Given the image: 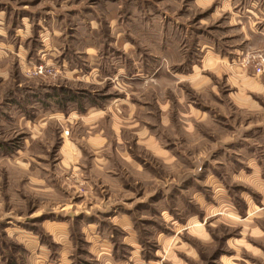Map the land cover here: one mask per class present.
<instances>
[{"label": "rangeland", "instance_id": "1", "mask_svg": "<svg viewBox=\"0 0 264 264\" xmlns=\"http://www.w3.org/2000/svg\"><path fill=\"white\" fill-rule=\"evenodd\" d=\"M1 3L26 4L33 20L17 37L2 30L28 49L0 59L3 264H24L22 232L50 244L36 215L65 219L135 197L126 242H142L143 264H264V75L253 67L264 38L260 47L193 0ZM203 41L214 47L208 66ZM39 88L42 101L21 104ZM68 92L81 114L88 104L103 112L86 120L80 104L57 102ZM76 237L75 264L91 262Z\"/></svg>", "mask_w": 264, "mask_h": 264}, {"label": "crops", "instance_id": "2", "mask_svg": "<svg viewBox=\"0 0 264 264\" xmlns=\"http://www.w3.org/2000/svg\"><path fill=\"white\" fill-rule=\"evenodd\" d=\"M193 2L202 10L209 9L212 18H221V16L226 14L229 25L238 28L240 32L243 30L245 34L244 36L247 40H250L251 38H259L261 43L260 47H262L264 38L263 0H254L252 2L251 0H193ZM25 7H27L26 4L16 5L1 3L0 5V48H5V50L9 52L4 55L0 53V59L2 57L8 56L12 51L14 52L20 50L21 52V49H24V55L28 51L26 44L18 45L16 41L12 42L10 39L6 38V35L2 33V30L6 32L7 29L10 30L12 28L11 30L14 32V34L16 32L15 35L17 37V30L24 28L26 33V30H31L33 21L31 15L32 10H27ZM11 11L18 12L17 14L11 16ZM204 45H207L206 47L209 49H206V52L203 55L202 65L208 66L214 61L212 56V50L214 51V47L212 45L209 46L207 41H203L202 47ZM215 56L217 55L215 54ZM91 70L93 71L95 69L92 68L88 70L89 74ZM33 90L34 89H31L30 92L35 93ZM39 90L40 94L31 93V98L27 99L25 97V100H23L21 104H38L39 101H42L43 97H41V93L44 89L39 88ZM8 96H10V94H7L6 98H8ZM14 107L17 106L14 105ZM102 112L103 110L95 106V104H88L85 111L83 112L84 114H81L80 112L79 113L86 120L93 122L96 120L98 114ZM79 113L76 112V114ZM24 114L23 116L25 117V122L30 123L34 116L30 117L29 115L25 116ZM97 138L98 137H96V139ZM92 153L94 154V152ZM76 154L79 156V153ZM65 155L67 161L70 160V153ZM125 155H127V153ZM137 202L140 201L135 197L131 199V202H129L130 206L125 204L124 206L119 205L116 208L113 206V203L109 204L107 202L105 203L104 200H100V204L102 205L101 211H99V209H94L93 207L85 209L83 208L80 211L73 213L74 215L70 213L68 215L69 217L65 219L49 218L48 216L46 217V213L36 215L33 218L40 219V231L43 235L48 237L50 244L41 242L38 236L33 234L32 231L31 235H29L28 232L20 233L19 236L25 238V242H23V240V243L19 241L20 247L25 253L24 264H75L73 255L74 248L77 247L76 235H80L81 241L83 242L84 248L82 254L92 259L91 262L83 260L78 264H129L128 261L131 252L136 254L135 256L138 257L136 259V263L143 264L145 262V257L143 255L142 242L137 240V244L140 246L136 251L132 243L126 242V240L130 239L131 233H135L132 216L134 207L131 206L133 203ZM247 204H249V202H247ZM117 210L120 211L117 213ZM56 212H61V210ZM51 213L54 214L55 212L51 211ZM101 216L106 220L101 221L102 224L109 225L110 229L107 234L104 233L102 227H99L98 222L95 221L97 217ZM111 228L114 230L117 229L119 231V233H116L117 236H115V234L111 231ZM118 237L121 244L116 239ZM122 246L126 248V252L120 254L118 253V248H123ZM129 247H131L132 250L129 249ZM0 264H3L2 261H0Z\"/></svg>", "mask_w": 264, "mask_h": 264}, {"label": "built area", "instance_id": "3", "mask_svg": "<svg viewBox=\"0 0 264 264\" xmlns=\"http://www.w3.org/2000/svg\"><path fill=\"white\" fill-rule=\"evenodd\" d=\"M255 57H251V59H254ZM250 61L249 58H246V62ZM254 73L256 75H264V57H260L259 60H257L254 65ZM44 68L42 66H39L38 69H37V74H41L43 73Z\"/></svg>", "mask_w": 264, "mask_h": 264}, {"label": "trees", "instance_id": "4", "mask_svg": "<svg viewBox=\"0 0 264 264\" xmlns=\"http://www.w3.org/2000/svg\"><path fill=\"white\" fill-rule=\"evenodd\" d=\"M59 91V90H58ZM67 95V97H58V101L57 102H63V101H65V100H73V101H75L76 103H78V104H80V106H82V107H80L79 108V112H81V111H83V105L84 104H81V101H80V98L78 99V96H76L75 95V93H73V92H68V93H66ZM58 95H60V94H58V93H56V96H58ZM63 96V95H62ZM39 234H42V232L41 231H39ZM7 260H9V259H7ZM9 264H18L17 262H16V260L15 259H11V260H9V262H8Z\"/></svg>", "mask_w": 264, "mask_h": 264}]
</instances>
